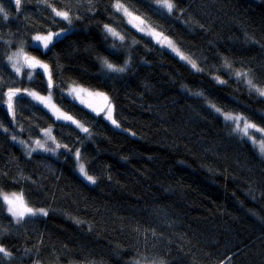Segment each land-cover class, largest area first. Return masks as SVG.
I'll list each match as a JSON object with an SVG mask.
<instances>
[{
	"label": "trees",
	"instance_id": "obj_1",
	"mask_svg": "<svg viewBox=\"0 0 264 264\" xmlns=\"http://www.w3.org/2000/svg\"><path fill=\"white\" fill-rule=\"evenodd\" d=\"M121 3L202 71L129 26L109 0H22L19 10L0 0L5 95L13 84L48 93L43 77L28 81L11 68L8 56L26 45L52 69L56 103L89 129L56 121L27 95L14 100L11 122L4 95L0 192H20L48 214L17 223L0 200V245L10 253L0 264H264V159L213 107L264 128V99L235 76L247 72L264 87V0H174L172 13L157 0ZM50 31L63 34L47 51L30 46ZM105 60L125 70L110 71ZM70 85L106 93L120 126L66 97ZM49 128L71 152L29 155L18 143ZM80 163L95 184L78 174Z\"/></svg>",
	"mask_w": 264,
	"mask_h": 264
},
{
	"label": "snow or ice",
	"instance_id": "obj_2",
	"mask_svg": "<svg viewBox=\"0 0 264 264\" xmlns=\"http://www.w3.org/2000/svg\"><path fill=\"white\" fill-rule=\"evenodd\" d=\"M22 0H15V5L19 10L21 6ZM42 3L47 4V0H41ZM91 3V0H88ZM110 5L115 9V12L121 13L122 17L128 18V23L132 25V27L136 28L139 32H144L146 35H150L157 40L158 43L160 42H167V46L172 48L177 55L180 56L181 59L186 60L188 63L192 65L197 71H202V69L198 68L197 64L192 61L190 58L185 56L174 44L171 40L167 37H162L161 33L156 32L154 29L146 30L144 25V21L139 17L135 16L132 12L129 11L127 7H125L124 3H121V0H115V3L112 4V0H109ZM159 7L161 9H166L168 13H172L174 8L176 7L174 0H157ZM51 7L50 4H48ZM52 12L55 14L56 17H60L62 20L67 21L68 24L72 23V17L70 16V12L67 10H57L56 8H52ZM0 14H3V19H8V13L5 11L4 7L0 5ZM139 23H136V22ZM67 31V29H65ZM104 31L107 35L112 36L115 39L120 41L125 40V36L121 35L116 28L110 26L109 24L104 25ZM61 33L56 32H48L47 35H35L32 39L34 41L39 42L36 47L39 49L40 44H42L43 49L47 50L49 45L52 44L54 37H60ZM162 37V39H161ZM8 60L11 63V66L17 76H23L24 79L28 81L36 80L38 77L42 78L44 76L47 77L46 86L44 89L48 92L47 96H42L35 91H30L27 88L23 90V95H27L32 97V99L36 100L38 103L43 104L44 107L49 108L52 111L53 115H55L57 120L67 121L71 124H74L77 128H79L82 132L88 133L89 129L85 127L82 123L78 120H75L72 116L68 115L66 112L61 111L54 103H52V89L58 88L53 79V71L50 68L49 64L44 63L40 59L35 56L28 55L24 48L21 47L17 52H14L12 55L8 56ZM105 67L114 72H123L125 69L123 67H117L112 63H109L107 60L104 61ZM225 69H231L232 65L228 62L227 58H225V63L222 65ZM24 70V71H22ZM39 70V71H37ZM235 76L237 79L243 78V82H246L250 91H254L259 96L264 97V87H257L251 78H248L249 74L244 71H235ZM217 81L221 84L225 83L226 81L219 79L216 77ZM76 93L77 95L74 97L75 99H79L80 103L86 104V101L80 98V93H86L89 97L98 98L102 103L97 107L93 106L92 104H87L88 107L92 109V111L96 112L97 115L104 113V118L111 121L113 125L119 127V123L113 116V107L109 101V97L102 93V92H90L88 89L73 87L70 89L69 94ZM4 95L3 92V83L0 82V106L4 103ZM23 98L21 95V89L15 87L13 84L9 87L7 92V110L9 112H13L14 114V106L13 101L14 98ZM215 111L223 117V120L227 127H230L232 132L237 134L240 138H246L248 141H251L253 146L258 147L259 154L264 156V128L257 127V125L250 123L247 117H244L240 114H236L230 111L222 110L219 107H215L213 105ZM7 131V129H5ZM256 133H259L260 136L257 139ZM45 135L49 137L53 144H55V148L47 147L45 144H41L39 140L36 141V144L45 152L55 153L56 150L63 147L66 151L71 152L72 149H69L67 145H61L57 143L56 138L51 135V129H47L45 131ZM15 139V137H13ZM21 143H24L21 141ZM32 151H36V149H32ZM75 158L77 161L81 160V153L79 151L75 152ZM79 172L84 178L92 184L96 183V178L92 175H89L88 170L84 163L79 164ZM0 200L3 201L4 204H7L8 212L14 217L19 223L21 220L24 219L26 215L36 216V215H44L46 216L48 213L45 209H33L27 205L24 201L23 194H16L12 193L11 195L7 193L0 192ZM0 254L7 257L10 256V253L3 247H0ZM139 264V261L136 262ZM162 264V262H161Z\"/></svg>",
	"mask_w": 264,
	"mask_h": 264
},
{
	"label": "rangeland",
	"instance_id": "obj_3",
	"mask_svg": "<svg viewBox=\"0 0 264 264\" xmlns=\"http://www.w3.org/2000/svg\"><path fill=\"white\" fill-rule=\"evenodd\" d=\"M130 11V10H129ZM130 12H132V11H130ZM133 13V12H132ZM134 14V13H133ZM135 16H137L136 14H134ZM125 18V20H126V22L128 23V18L127 17H124ZM141 18V17H140ZM142 19V18H141ZM143 21H144V25H142L143 27H145V29L146 30H149V29H154L153 27H151L150 25H146V23H145V20L144 19H142ZM136 23H139L138 21L136 22ZM128 25L129 26H131L132 27V25L131 24H129L128 23ZM132 28H134V27H132ZM135 30H137L136 28H134ZM155 30V29H154ZM156 31V30H155ZM157 32V31H156ZM53 33H56V32H53ZM59 33H61V36H62V34H63V32H61V31H59ZM140 33H142V34H144V35H146L144 32H140ZM48 33H43V34H41V35H47ZM38 35V34H37ZM60 36V37H61ZM146 36H148V37H150V38H152L153 40H156L155 38H153L152 36H150V35H146ZM60 37H54V39H53V42L55 41V40H57V39H59ZM169 39V38H168ZM169 40H171V39H169ZM172 41V40H171ZM52 42V43H53ZM173 42V44H174V41H172ZM39 42H37V41H34L33 39H32V43L30 44V46L31 47H33V48H37L36 47V45L38 44ZM175 45V44H174ZM51 46V44L49 45V47ZM159 46L160 47H163L164 48V50H166V51H169V53H171L172 55H174V53L176 54V52H174L173 50H172V48H170L169 46H167V42L166 41H164V42H161V43H159ZM21 47H23L24 48V51L28 54V55H31L30 53H29V51L27 50L28 49V46H26V45H22V46H20V47H18L17 48V50H15L14 52H17ZM39 49L40 50H42L43 52H45V51H47V50H44L43 49V46H42V44H40V47H39ZM13 52V53H14ZM12 53V54H13ZM11 54V55H12ZM185 56H187L186 54H184ZM175 56V55H174ZM177 57V56H176ZM188 58H190L189 56H187ZM178 58V57H177ZM180 59V58H179ZM191 59V58H190ZM181 60V59H180ZM185 62H187L186 60H184ZM186 64V63H185ZM10 65H11V63H10ZM186 65H188L190 68H192L194 71L196 70L195 68H193L192 67V65L190 64V63H188L187 62V64ZM11 68H12V66H11ZM13 69V68H12ZM14 71V70H13ZM22 71H24V70H22ZM15 72V71H14ZM20 78H23V76L21 75V76H19ZM24 79V78H23ZM215 79H216V77H215ZM241 79H243V78H241ZM217 80V79H216ZM73 87H79V88H85V89H88V88H86V87H83V86H79V85H70L65 91H64V94L67 96V97H69L70 99H72L73 101H75L76 103H78V104H80L81 106H83L84 108H86V109H88L89 111H91L93 114H95V115H97L96 114V112H94V111H92V109L90 108V107H88L87 106V104H92L93 106H99L101 103H102V101H100L98 98H95V97H89L86 93H80L79 95H80V98L81 99H83V100H85L86 101V104H82V103H80V100L79 99H75L74 97L77 95L76 93H72L71 95L69 94V92H70V89L71 88H73ZM28 90H30V91H35V90H32V89H28ZM88 91H90V92H97V91H93V90H90V89H88ZM35 92H37V91H35ZM37 93H39V92H37ZM53 93V92H52ZM103 93V92H102ZM40 95H42V96H47L48 95V93L47 94H41V93H39ZM104 94H106V93H104ZM107 95V94H106ZM258 95V94H257ZM108 96V95H107ZM259 96V95H258ZM35 104H37V105H40L42 108H44L46 111H48L52 116H53V118L56 120V121H58V122H63V123H67V124H71L70 122H67V121H62V120H57L56 119V117H55V115H53V113H52V111H50L49 110V108H46V107H44V105L43 104H40V103H38L36 100H34V99H32V97H30V96H28ZM260 98H262V99H264V97H261V96H259ZM109 101H110V99H109ZM52 103H54L61 111H63V112H65L57 103H56V101L54 100V95H52ZM110 103H111V101H110ZM111 105H112V103H111ZM112 107H113V105H112ZM68 114V113H67ZM68 115H70V114H68ZM101 116H103L104 117V113H101L100 114ZM220 115V114H219ZM71 116V115H70ZM221 116V115H220ZM222 117V116H221ZM74 118V117H73ZM223 118V117H222ZM75 119V118H74ZM76 120V119H75ZM107 120V119H106ZM108 122H111V121H109V120H107ZM250 122V121H249ZM251 123V122H250ZM71 125H73V126H75L74 124H71ZM76 127V126H75ZM77 128V127H76ZM49 129H51V135L53 136V129L52 128H49ZM79 129V128H78ZM47 130V129H46ZM45 130V131H46ZM45 131H44V133L42 134V138L41 139H39V141H40V143L41 144H45L47 147H52V148H54L53 147V144H52V141L49 139V137L48 136H46L45 135ZM237 135V134H236ZM259 136H260V134L259 133H256V138L258 139L259 138ZM244 140H246L247 142H249L252 146H253V144L251 143V141H248L246 138H243ZM37 141V140H36ZM36 141H33V142H29V141H24V143H21L22 144V146L26 149L25 151H26V153L27 154H29V155H31V154H33V153H36V152H40V153H50V152H45V151H43L42 149H40L39 148V146L36 144ZM29 142V143H28ZM256 150L258 149V147H255V146H253ZM32 149H36V151H32ZM259 150V149H258ZM257 150V151H258ZM258 153H259V151H258ZM261 156V155H260ZM263 159H264V156H261ZM77 172H78V174L86 181V182H88L89 184H92V183H90L89 181H87L85 178H84V176H82L81 174H80V172H79V168L77 169ZM12 193H16V194H21V193H19V192H10V193H7V194H9V195H11ZM6 206H7V204H6ZM7 208H8V206H7ZM26 217H31L30 215H26L24 218H26ZM14 218V217H13ZM15 219V218H14ZM16 220V219H15ZM0 247H2L1 245H0ZM135 264H136V262H135ZM139 264H161V263H144V262H139Z\"/></svg>",
	"mask_w": 264,
	"mask_h": 264
},
{
	"label": "bare ground",
	"instance_id": "obj_4",
	"mask_svg": "<svg viewBox=\"0 0 264 264\" xmlns=\"http://www.w3.org/2000/svg\"><path fill=\"white\" fill-rule=\"evenodd\" d=\"M13 3V2H12ZM14 5V4H13ZM16 8V7H15ZM17 9V8H16ZM18 10V9H17ZM28 51H29V49H27ZM30 53V52H29ZM31 54V53H30ZM30 56H34V55H30ZM36 57V56H35ZM39 59V58H38ZM41 60V59H40ZM42 61V60H41ZM44 62V61H43ZM45 63V62H44ZM44 78V77H43ZM221 79V78H220ZM44 80H45V78H44ZM222 80V79H221ZM45 82H46V80H45ZM66 96V95H65ZM67 97V96H66ZM69 98V97H68ZM70 99V98H69ZM72 100V99H71ZM75 102V101H74ZM3 110H4V112L6 113V115L9 117V119H10V121L11 122H13V120H14V115L15 114H13V119H11L10 118V116L8 115V113L5 111V109L3 108ZM113 116H114V107H113ZM103 117V116H102ZM105 119V118H104ZM18 143H20V145H22L21 144V142L20 141H18ZM23 147V146H22ZM24 148V147H23ZM7 193H10V192H7ZM20 193V192H19ZM22 194V193H21ZM5 206H6V204H5ZM6 208H7V206H6ZM31 217H33V216H31ZM26 218H29V217H26ZM25 219V218H24ZM129 264H135L134 263V261H131V262H129ZM162 264H164L163 262H162Z\"/></svg>",
	"mask_w": 264,
	"mask_h": 264
},
{
	"label": "water",
	"instance_id": "obj_5",
	"mask_svg": "<svg viewBox=\"0 0 264 264\" xmlns=\"http://www.w3.org/2000/svg\"><path fill=\"white\" fill-rule=\"evenodd\" d=\"M12 2H13V4H14V6L16 7V5H15V0H12ZM17 8V7H16ZM37 71H39V70H37ZM44 78H45V80L47 81V77L46 76H44ZM21 95H23V91H21ZM5 98H6V101H5V103H4V105H3V108L5 109V111L8 113V115L10 116V118L11 119H13V112H9L8 110H7V93H6V95H5ZM18 98V97H17ZM16 98H14V100H15ZM13 106H14V101H13Z\"/></svg>",
	"mask_w": 264,
	"mask_h": 264
}]
</instances>
